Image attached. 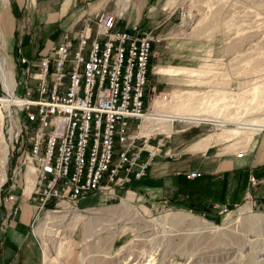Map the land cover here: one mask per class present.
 <instances>
[{"label": "rangeland", "instance_id": "rangeland-1", "mask_svg": "<svg viewBox=\"0 0 264 264\" xmlns=\"http://www.w3.org/2000/svg\"><path fill=\"white\" fill-rule=\"evenodd\" d=\"M35 1L0 0V60L11 89L18 55L33 59L95 13L53 35L31 22L27 9ZM164 12L166 23L157 29L135 23L159 37L151 45L145 87L148 133L160 132L155 137L164 134V142L172 143L176 135L198 130L263 128L256 125L264 122V0H182ZM5 91L0 81L1 113L8 104ZM164 92L166 99H152ZM2 145L8 149L4 137L0 150ZM26 174L24 188L30 189L33 177ZM3 181L0 264H42L44 255L50 264H138L152 258L154 264H264V210L248 202L196 209L154 198L139 179L85 194L76 207L59 201L39 209L34 199L19 196L18 186L8 190ZM248 181L250 187L257 183L251 174ZM7 192L16 195L15 213L7 211Z\"/></svg>", "mask_w": 264, "mask_h": 264}, {"label": "built area", "instance_id": "built-area-1", "mask_svg": "<svg viewBox=\"0 0 264 264\" xmlns=\"http://www.w3.org/2000/svg\"><path fill=\"white\" fill-rule=\"evenodd\" d=\"M158 40L135 24L117 27L115 14L101 9L33 59L18 55V79L11 94H2L9 99L1 122L8 143L6 188L18 186L19 196L34 199L39 209L59 201L76 207L85 194L111 192L142 177L157 155L171 157L163 133L139 132L149 109L151 45ZM29 164L33 180L24 191ZM6 199L12 202L7 211L15 213L16 195L7 192Z\"/></svg>", "mask_w": 264, "mask_h": 264}, {"label": "crops", "instance_id": "crops-1", "mask_svg": "<svg viewBox=\"0 0 264 264\" xmlns=\"http://www.w3.org/2000/svg\"><path fill=\"white\" fill-rule=\"evenodd\" d=\"M179 2L182 0H37L27 10L31 22L43 24L55 35L76 27L84 15L101 8L115 14L118 27L136 23L157 29L168 18L169 12L164 10ZM36 32L39 36L38 28ZM165 140L175 156L157 155L141 177L144 189L154 198L196 209L218 210L248 202L264 210V127L252 133L229 128L198 130L176 135L172 143L170 138ZM190 170L200 174L185 177ZM249 174L257 180L252 187Z\"/></svg>", "mask_w": 264, "mask_h": 264}, {"label": "bare ground", "instance_id": "bare-ground-1", "mask_svg": "<svg viewBox=\"0 0 264 264\" xmlns=\"http://www.w3.org/2000/svg\"><path fill=\"white\" fill-rule=\"evenodd\" d=\"M115 25H116V18H115ZM148 62H149V60H148ZM0 81H1V83H2V85H3V87L7 90V91H11L12 89L10 88V85H11V81L10 80H8L7 78H5V76H4V73H3V68H2V61L0 60ZM14 87V86H13ZM264 96V95H263ZM167 97V96H166ZM156 98H160V97H156ZM259 97H257L256 99H255V102H256V100L258 99ZM261 98H263L262 96H261ZM155 98H153V100H154ZM166 99V98H165ZM260 99V98H259ZM258 99V100H259ZM264 99V98H263ZM8 101V103H9V99H7V98H5V100L4 101ZM152 100V101H153ZM261 100V99H260ZM6 101V102H7ZM146 102V101H145ZM257 102H259V101H257ZM261 102V101H260ZM256 104V103H255ZM260 104V103H259ZM262 105H263V103H262ZM257 106V105H256ZM259 106V105H258ZM260 110V109H259ZM261 111V110H260ZM148 113H149V111L147 110L146 112H145V114H144V118H143V120H142V122H141V124H140V130H139V132L140 133H148V131H149V129L151 128V123H150V121L147 119L148 118ZM258 117H261V116H258ZM1 118H2V113L0 112V123H1ZM249 119V118H248ZM260 120V119H259ZM259 122H261V121H259ZM262 124H264V122L262 121L261 122ZM2 139H3V135L1 134V131H0V142L2 141ZM3 147H2V149L0 150V167H1V172H0V184H1V182L4 180V176H5V170H4V166H5V161H6V153H7V146L6 145H2ZM173 156V155H172ZM155 158V157H154ZM154 160V159H153ZM152 160V161H153ZM151 161V162H152ZM150 162V163H151ZM150 165V164H149ZM149 165H148V167H149ZM148 167H147V169H148ZM146 169V170H147ZM32 170H33V167H32V165L31 164H29L27 167H26V170H25V174L27 173V174H30L29 176L27 175V177H30V178H32L33 177V173H31L32 172ZM29 171V172H28ZM198 176V175H197ZM195 177V176H194ZM187 178H192V177H187ZM139 179H141V177L140 178H138V179H136V180H139ZM251 184V183H250ZM29 189H25L24 188V191H28ZM64 204V203H63ZM58 205H59V202H58ZM66 205V204H65ZM52 213V212H51ZM58 216V215H57ZM56 217V216H55ZM80 216L78 215V216H76V218L78 219ZM38 225H42V224H38ZM39 229H40V226H38L37 227V229L35 230V233L36 234H38L39 233ZM86 233V232H85ZM153 259V258H152ZM152 259L151 260H147V261H142V262H140V261H138L137 263L138 264H154V263H152ZM55 263V262H54ZM42 264H50L49 263V261H48V259L46 258V255H44V258H43V262H42ZM169 264H172V263H169Z\"/></svg>", "mask_w": 264, "mask_h": 264}]
</instances>
